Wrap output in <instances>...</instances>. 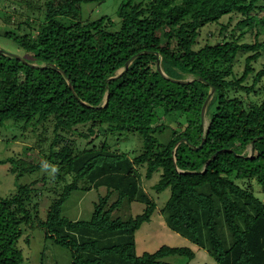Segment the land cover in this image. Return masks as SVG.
Listing matches in <instances>:
<instances>
[{
  "label": "trees",
  "instance_id": "obj_1",
  "mask_svg": "<svg viewBox=\"0 0 264 264\" xmlns=\"http://www.w3.org/2000/svg\"><path fill=\"white\" fill-rule=\"evenodd\" d=\"M87 1L45 0L34 33L23 20H16L28 26L23 33L1 32L29 57L0 48V126L50 120L54 134L38 162L7 156L0 163L11 164L15 179L54 164L57 179H72L44 218L33 211L36 203L29 207L36 195L31 183L0 195V264H21L18 240L34 225L44 239L67 248L68 264H173L162 259L170 254L192 259L195 251L185 245L136 253L135 232L156 208L140 184L136 166L142 165L147 179L159 171L155 192L169 188L160 212L172 230L219 264H264V202L254 192V184L264 190V97L252 102L233 94L256 92L264 76L263 67L244 83L258 51L246 56L239 76L233 68L240 50L258 48V40H238L244 27H255V36L264 31V0H121L117 20L82 19ZM231 14L239 15V34L225 35L228 24H221L220 39L198 46L202 26ZM160 111L177 113L181 125L165 140L157 135L164 131ZM123 132L140 135L138 154L93 141ZM65 133L86 145L76 148ZM81 178L105 191L88 219H70L61 207ZM124 200L143 203L142 211L113 216Z\"/></svg>",
  "mask_w": 264,
  "mask_h": 264
},
{
  "label": "rangeland",
  "instance_id": "obj_2",
  "mask_svg": "<svg viewBox=\"0 0 264 264\" xmlns=\"http://www.w3.org/2000/svg\"><path fill=\"white\" fill-rule=\"evenodd\" d=\"M15 1L17 3H15ZM19 0H0V48L4 51L21 58L29 57L27 52L19 43L11 36H6L1 32L3 30H13L20 34L28 28L27 25L17 26L16 20H23V23L30 26L31 33L37 30L39 23L42 21L45 12V0H24L18 3ZM28 1V2H26ZM121 0H90L82 3L81 16L82 19H94L100 15L107 14L114 20H117V9ZM261 13H264L262 11ZM9 15V21L5 17ZM239 15L231 14L224 15L217 23H209L202 26L198 37V46L203 45L206 41L214 42L220 39L224 33L233 29L235 35L239 34L240 29L237 24ZM27 20V21H26ZM228 24L226 31L220 33V25ZM264 27V26H263ZM245 32L239 38V42L253 43L258 40V48L250 50H240L234 61V72L239 76L245 66V58L247 55L258 51V56L251 60L250 65L253 68L249 73L245 84H251L254 74L264 67V31L255 36V27L243 28ZM264 84V76L258 85L262 87ZM255 87L256 92H245L243 89H238L233 92L234 95L240 96L244 100L259 102L264 97L263 88ZM157 123L164 124V131L157 133L163 140L167 139L171 128H179L181 125L177 122V113L159 112ZM206 122V117H205ZM52 123L50 120L44 121L37 126H27L21 128L19 125H2L0 126V159L7 156L26 159L31 162H38L42 159L43 154L47 153L48 144L53 137ZM66 136L72 139L76 148H81L86 145L85 140L78 138L75 134L65 133ZM45 137V139L40 140ZM74 138V139H73ZM104 140L107 141L111 148L126 151L130 157L140 152L142 139L136 132H123L121 134H99L93 138L96 144H101ZM248 151L251 148H247ZM140 174V184L152 196L156 202V208L150 216V220L143 222L135 232V250L137 254L145 251L153 252L160 245L167 244L171 246H189L194 249L195 255L192 259L179 254H170L163 257V260L172 262L173 264H219L211 257L204 248L197 247L189 239L182 236L178 232L172 230L164 221V217L160 212L161 206L169 196V188H165L159 193L155 192L152 185L156 182L159 171H155L150 178H145V165L136 166ZM56 171V165L49 167L41 165L39 168L24 173L18 179L11 170L9 162L0 163V195L5 196L15 191L17 183H31L35 189L36 195L29 202V207L32 208L36 203L33 211L37 210L41 218L45 217L46 209L51 204L52 200L61 192L64 184L68 183L72 177L70 174L64 178L57 179L53 174ZM44 180L41 179L42 176ZM79 188L74 189L69 198L62 204L61 213L70 219H88L93 202L98 196L105 191L104 186L91 187L92 184L85 178L77 181ZM255 194L264 202V190L258 184H254ZM144 204L138 201L124 202L116 209L113 216L127 218L142 211ZM23 235L18 240V245L22 248L23 260L21 264H68L70 260L67 248L54 244L50 238L44 239L43 231L37 225L34 227L25 226ZM25 237L29 241H25Z\"/></svg>",
  "mask_w": 264,
  "mask_h": 264
},
{
  "label": "water",
  "instance_id": "obj_3",
  "mask_svg": "<svg viewBox=\"0 0 264 264\" xmlns=\"http://www.w3.org/2000/svg\"><path fill=\"white\" fill-rule=\"evenodd\" d=\"M18 57V56H17ZM18 58H21V57H18ZM133 58V56L132 57H130L127 61H126V65L130 62V60ZM22 59V58H21ZM209 96V95H208ZM206 101H207V98L205 99V101H204V103H203V105H202V108H201V114H203L204 113V107H205V103H206ZM202 141H203V139H202ZM254 141V139L252 140V142Z\"/></svg>",
  "mask_w": 264,
  "mask_h": 264
},
{
  "label": "clouds",
  "instance_id": "obj_4",
  "mask_svg": "<svg viewBox=\"0 0 264 264\" xmlns=\"http://www.w3.org/2000/svg\"><path fill=\"white\" fill-rule=\"evenodd\" d=\"M46 166V165H45ZM53 171H55V169H53Z\"/></svg>",
  "mask_w": 264,
  "mask_h": 264
}]
</instances>
